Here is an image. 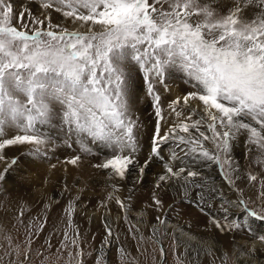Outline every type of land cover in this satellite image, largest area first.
<instances>
[{"label":"snow or ice","instance_id":"obj_1","mask_svg":"<svg viewBox=\"0 0 264 264\" xmlns=\"http://www.w3.org/2000/svg\"><path fill=\"white\" fill-rule=\"evenodd\" d=\"M40 7L43 19L27 8L17 13L12 0H0V161L6 162L0 182L19 163L15 156L9 160L6 150L29 145L23 155L42 156L55 128L66 135L65 143L75 137L82 152L91 153L89 140L107 150L108 156L94 167L106 170L109 179H125L138 166L133 72L142 76L158 118L151 158L171 143L175 147L170 159L180 158L179 148L218 166L236 189L240 172L232 151L243 138L246 158L254 149L255 162L264 171V0H231L230 5L223 0H41ZM250 9L257 13L254 18L245 15ZM53 11L65 23L53 24ZM26 15L40 27L29 30ZM171 70L183 73L192 90L170 102L177 122L162 132L156 84L168 91L166 76ZM193 101L198 102L196 108ZM80 159L77 155L67 163L76 165ZM148 163L139 166L141 174ZM164 169L160 182L183 174L185 195L190 187H202L196 182L201 176L197 170L174 169L168 163ZM247 180L260 182L259 198L264 200V176L249 171ZM153 200L159 208L162 201L155 196ZM117 203L124 207L119 199ZM231 206L240 208L245 219L264 220V208L258 213L243 199ZM222 210L228 212L223 206ZM71 215L70 203L69 226ZM224 219L223 224L214 221L221 232L243 227ZM111 235L106 228L96 264H106L104 246L111 245ZM78 236L77 232L70 240L66 231L64 240L76 246ZM160 255L163 259V249Z\"/></svg>","mask_w":264,"mask_h":264},{"label":"rangeland","instance_id":"obj_2","mask_svg":"<svg viewBox=\"0 0 264 264\" xmlns=\"http://www.w3.org/2000/svg\"><path fill=\"white\" fill-rule=\"evenodd\" d=\"M40 2L12 0L17 13L27 8L31 14L43 19L44 10ZM53 14L56 19L65 22L60 13H50L51 16ZM51 22L55 24L52 18ZM24 23L29 30L40 27L31 24L27 15ZM47 23L45 20V25ZM16 24L20 26L18 20ZM180 81L187 85L184 80ZM131 84L130 91L139 100V108L132 107V116L137 121L135 135L138 151L135 157L138 166L133 167L125 179H109L106 170L94 167L108 156L107 150L98 148L89 140L87 143L91 153L82 152L79 144L75 143V137L65 143L66 135L59 128L52 131L53 141L45 146L42 156L23 155L28 152L29 145L6 150L7 158L18 157L19 163L7 174L6 180L0 182V211L4 209L12 220L5 226L0 225V264H78L81 259L83 264H96L106 228L112 231L109 237L111 245L104 246L106 264H259L258 261L264 259L261 247L264 240L260 239L264 232L261 228L246 229L241 218H233L243 227L221 232L214 223L217 220L225 223V216L228 223L233 220L228 212L222 210V206L228 210L235 209L238 207L231 205L246 199L240 191L243 181L246 182L244 186L248 194L258 193L260 196V182L249 183L247 180V173L254 170L248 166L244 143H236L232 151L240 172L236 189L225 181L218 166L185 154L179 148L176 149L180 157L178 160L170 159L171 153L166 152L164 147L158 157L151 158V140L158 118L142 76L133 72ZM156 89L161 97L160 124L164 132L177 122V117L169 107L172 99L164 91L165 85L156 84ZM187 114L185 111L184 115ZM207 147L212 149L211 144H207ZM77 155L81 159L76 165L67 163ZM146 160L149 163L141 174L139 166H144ZM165 163L174 169L185 167L199 171L201 176L196 178V182L202 187H190L185 195L183 174L180 178L160 182L159 176L165 175ZM5 167L6 162L0 161V172ZM212 169H216L219 178L215 179L216 182L205 181L203 176ZM118 181L123 184L121 189L115 188ZM216 193L224 196V199L218 198L219 204L211 203L213 200L209 199L210 195ZM67 195H72L74 199L71 220H77L71 223L73 228L77 229L80 225L76 223L78 220L81 223L82 235L77 239L76 246L71 244V238L67 242L64 240V233L69 230V216L62 201ZM154 196L162 201L159 208L154 204ZM200 196H203V200ZM6 199H9V203L4 207L2 200ZM117 199L122 200L123 208ZM21 200L27 201L28 205ZM256 205L261 204L258 201ZM247 206L255 210L248 203ZM97 209L100 214L98 220L91 221L84 217V212ZM250 219L264 225V220ZM160 220L165 223L161 224ZM152 225H157L155 232L151 229ZM62 243L68 246L62 247ZM258 245L261 246L256 247ZM77 251H81L83 256L77 257Z\"/></svg>","mask_w":264,"mask_h":264},{"label":"bare ground","instance_id":"obj_3","mask_svg":"<svg viewBox=\"0 0 264 264\" xmlns=\"http://www.w3.org/2000/svg\"><path fill=\"white\" fill-rule=\"evenodd\" d=\"M223 3H225V4H231V0H223ZM224 11H226V9H224ZM245 15L247 16V17H249V18H254L256 15H257V13L255 12V10H253V9H250L248 12H246L245 13ZM51 18H52V20H53V22H55V24H58V23H60V24H63V23H65V22H62L61 21V19L59 18V19H56V15H52L51 16ZM55 19V20H54ZM48 22V21H47ZM30 25V24H29ZM66 26L67 27H69V26H71L70 27V30H72L73 29V25H72V23H71V21H68L67 22V24H66ZM166 86H167V88L169 89L168 91H166V93L168 94V95H170L169 97L172 99V100H175L177 97H182L184 94H183V92H187L188 91V89L190 90V86L187 84V85H185L184 83H182L180 80H184L185 81V78H184V75H183V73H181V72H178V71H175V70H171L168 74H167V76H166ZM145 87V86H144ZM146 88V87H145ZM165 91V90H164ZM145 96V95H144ZM136 99H138V98H135V104L136 105H133L132 107L134 108V106H136V107H138L139 108V104H138V102H139V100H136ZM146 99V98H145ZM171 100V101H172ZM141 104V103H140ZM197 102H195V101H193L192 102V107L193 108H196L197 107ZM135 107V108H136ZM132 108V109H133ZM200 115H203V112L201 111L200 112ZM198 118V117H197ZM74 138V137H73ZM72 140V139H71ZM238 142H240V141H238ZM237 142V143H238ZM241 142H243V138L241 139ZM242 145V144H241ZM162 147H164L165 148V150H166V152H168L169 151V153H171V149L173 148V147H175L173 144H171V143H169V144H167V145H163ZM256 155H257V153H256V151L253 149V151L251 152V154L250 155H248V166L252 169V170H254V171H252L254 174H258L259 176H264V171H262L261 170V167H260V165H258L255 161H256ZM12 157H14V156H12ZM11 157V158H12ZM18 165V164H17ZM203 178H204V180L205 181H213V180H215L216 178H219V176H218V172L216 171V169H212V170H210V171H207L206 172V174L203 176ZM217 180H215V182H216ZM245 181H243V183H241V194H242V196H244V198H246L244 201H246L248 204H250L251 206H253V207H255V211L256 212H258V213H260L261 212V209L262 208H264V200H261L260 198H259V194L258 193H247V191H246V189H245ZM122 182H119L118 181V183H116L115 184V188H117V189H121V187H122ZM222 185V184H221ZM81 186H83L84 187V184H81ZM80 186V187H81ZM240 193V192H239ZM204 194V193H203ZM220 197H221V199H224V196H222V195H220V194H215V195H210V197H209V199L210 200H213L211 203H217V204H219V202H218V198L220 199ZM220 199V200H221ZM121 200V199H120ZM22 202H24V204H26V205H28V203H27V201H24V200H21ZM122 201V200H121ZM258 201H259V204H261V205H256V203L258 204ZM74 202V199H73V196L72 195H67L66 196V199L65 200H63L62 201V206H64V210H66L67 212H68V206H69V204L71 203H73ZM83 202V201H82ZM208 202H210V201H208ZM221 202V201H220ZM2 203H3V206L5 207L8 203H9V199H6V200H2ZM47 204V202L45 203V204H43L44 206ZM82 204V203H81ZM257 206V207H256ZM86 209V208H85ZM258 210V211H257ZM82 211V210H81ZM80 211V212H81ZM12 213H14L15 214V212H12ZM82 214V213H81ZM84 214V217H86L88 220H98L99 219V210L97 209V210H94V211H86V212H84L83 213ZM228 214H230V216H231V219H233V218H241V221H243L244 222V225H245V228L246 229H252V230H256V229H258L259 230V228H261L262 230H263V232H264V225H262L261 223H259V222H253L252 221V219H250V218H247V219H245V216H244V214H242V211H241V209L240 208H235V209H233V208H231V209H229L228 210ZM8 215V214H7ZM7 215H6V213H5V210L3 209V210H1L0 211V222H1V224L0 225H6V224H9L12 220L10 219V218H8L7 217ZM15 216V215H14ZM68 219V218H67ZM71 219H72V217H71ZM74 219V218H73ZM76 220H77V218H76ZM76 220H71L72 222H75ZM239 220V219H238ZM6 221H7V223H6ZM79 222V223H78ZM76 223H78V224H80L81 225V223H80V220H78ZM80 225H78V227H77V229H74L73 228V226H72V224H71V226H69V224H67V229H69L68 231H67V233H68V235H69V237L70 238H72L77 232L79 233V236H78V239H80V236L82 235V229H81V227H80ZM157 228V225H152L151 226V229L153 230V232H155V229ZM264 234V233H263ZM183 238H184V236H183ZM217 245V244H216ZM255 245L253 244V247H254ZM259 246H261V245H258V246H256V247H259ZM262 247V250H264V243H263V245L261 246ZM202 248V247H201ZM255 248V247H254ZM254 260V259H253ZM258 263L259 264H264V259H260L259 261H258Z\"/></svg>","mask_w":264,"mask_h":264}]
</instances>
